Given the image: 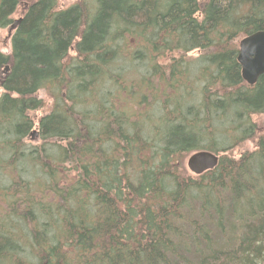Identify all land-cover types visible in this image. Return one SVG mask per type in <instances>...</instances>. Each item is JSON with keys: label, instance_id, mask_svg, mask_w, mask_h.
<instances>
[{"label": "trees", "instance_id": "trees-1", "mask_svg": "<svg viewBox=\"0 0 264 264\" xmlns=\"http://www.w3.org/2000/svg\"><path fill=\"white\" fill-rule=\"evenodd\" d=\"M17 12L0 264H264V74L236 60L264 0H0V30ZM199 150L218 163L193 175Z\"/></svg>", "mask_w": 264, "mask_h": 264}, {"label": "water", "instance_id": "water-1", "mask_svg": "<svg viewBox=\"0 0 264 264\" xmlns=\"http://www.w3.org/2000/svg\"><path fill=\"white\" fill-rule=\"evenodd\" d=\"M19 20L15 19L9 26L8 35L15 29ZM236 60L240 65L242 79L246 84L254 85L259 76L264 74V30L254 31L239 40ZM217 163L218 155L207 150L194 151L186 160L188 170L195 175L213 169Z\"/></svg>", "mask_w": 264, "mask_h": 264}, {"label": "rangeland", "instance_id": "rangeland-1", "mask_svg": "<svg viewBox=\"0 0 264 264\" xmlns=\"http://www.w3.org/2000/svg\"><path fill=\"white\" fill-rule=\"evenodd\" d=\"M75 1H77V0H58V3L60 5V7H67V6L71 5V4H73ZM89 1H92L93 2V0H89ZM18 14H19V12H17L14 15V18L15 19L18 18ZM7 32H8V29L7 28L0 30V50L5 51V52L9 51V46L6 45ZM38 95L40 97L44 98V100H45L44 101L45 102L44 109L38 111V113H37V114H40V113L46 112L50 108V106H51V100L48 99V97L45 94V91L44 90H40L39 93H38ZM32 114H35V113L32 112ZM253 118H254L255 122L258 123V126L261 129L262 123L264 122V113L259 114L257 116H254ZM38 142H39L38 139H35L34 137H33V139L29 138V140H28V143L29 144H33V145H38ZM253 148H254L253 142L247 141L243 145H241L240 147L234 149L232 151V153H230V155H232L234 157H238L241 154V152H243L244 150H246V149H253ZM188 156H189V154L187 156H185V158L182 160V164H183V167L186 169V171L188 173L193 174V173H191L188 170V168L186 166V160H187ZM193 175H195V174H193Z\"/></svg>", "mask_w": 264, "mask_h": 264}, {"label": "bare ground", "instance_id": "bare-ground-1", "mask_svg": "<svg viewBox=\"0 0 264 264\" xmlns=\"http://www.w3.org/2000/svg\"><path fill=\"white\" fill-rule=\"evenodd\" d=\"M1 93V92H0Z\"/></svg>", "mask_w": 264, "mask_h": 264}]
</instances>
